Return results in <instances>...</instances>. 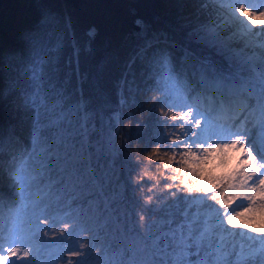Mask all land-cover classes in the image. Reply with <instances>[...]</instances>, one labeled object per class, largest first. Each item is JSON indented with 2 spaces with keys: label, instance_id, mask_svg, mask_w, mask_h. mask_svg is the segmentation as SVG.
Listing matches in <instances>:
<instances>
[{
  "label": "snow or ice",
  "instance_id": "1",
  "mask_svg": "<svg viewBox=\"0 0 264 264\" xmlns=\"http://www.w3.org/2000/svg\"><path fill=\"white\" fill-rule=\"evenodd\" d=\"M178 6L191 12L182 13L174 28L153 29L140 17L133 21L135 56L153 85L146 94L157 95L146 101L152 105L148 122L137 120L128 131L154 129L139 151L149 153L164 184L162 194L154 193L159 179L150 176L157 180L148 188L153 195L131 198L135 226L146 231L139 256L134 252L127 264H264V228L233 231L249 229L237 223L241 216L264 213V0ZM87 36L93 38L95 28ZM24 39V50L0 55V100L11 99L14 109L12 125L0 127V175L5 154L11 158L7 216L0 192V264H95L99 221L91 222V210L75 212L63 206L59 193L53 195L56 179L61 185L65 179L76 186L82 181L85 189L95 183L78 168L90 100L83 93L71 99L70 76L59 75L65 56L67 67L78 73L85 42L71 16L47 11ZM24 129L28 144L22 142ZM232 151L236 167L217 172L227 168ZM128 160L140 167L138 156ZM132 171L126 182L135 186L133 193L142 191L147 173L133 177ZM97 191L103 195L99 186Z\"/></svg>",
  "mask_w": 264,
  "mask_h": 264
},
{
  "label": "trees",
  "instance_id": "2",
  "mask_svg": "<svg viewBox=\"0 0 264 264\" xmlns=\"http://www.w3.org/2000/svg\"><path fill=\"white\" fill-rule=\"evenodd\" d=\"M190 2L191 0H0V55L24 50L25 33L36 26L41 13L46 11L71 16L77 37L85 42L78 73L73 74L67 67L65 56L60 61L59 75L65 78L64 74H69L66 90L71 99L83 93L90 100L85 150L78 168L85 180L95 183H90L85 189L82 181H78L80 186H76L65 179L61 185L59 179H56L53 188L64 201L65 208L75 212L83 210L85 213L91 210V222L95 224L99 221L97 244L100 251L94 254L99 257L95 261L98 264L111 260L127 264L132 258L135 240L141 235L134 223L136 218L130 214L131 198L153 195L148 192V188L156 184L157 180H149L148 177L155 176L159 179V186L154 189V193H163L161 170L156 163L147 160L149 153L139 151L146 147L154 129L142 127L136 134L128 131L129 127L135 126L137 120L141 125L148 122L150 113L147 109L152 105L146 101L157 95L155 92L146 94V89L153 85L146 75L144 64L135 56L138 29L133 21L140 17L150 28L171 29L178 23L182 13L191 12L189 7L178 5ZM90 28H95V36L91 39L87 36ZM67 52L70 49L66 50V54ZM2 86L0 78V87ZM11 103V99L7 102L0 100V127L5 129L13 123L14 109L10 107ZM130 115L133 117L131 120ZM21 131L22 142L28 144L30 138L27 130ZM129 135L131 138L127 141V147H122L125 137ZM151 147L154 148L155 144ZM128 148L131 149L130 152ZM106 152L111 154L110 162L105 160ZM126 156H138L140 167L137 168L135 162L125 159ZM10 163V156L5 154V170L0 175V192L5 194L4 213L8 212L7 200L11 197L8 175ZM132 169H135L131 172L133 177L141 171L147 173L143 190L135 193L132 190L135 186L126 182ZM97 186L103 195L98 194ZM126 203V210H122L120 206ZM145 215L149 213L145 212ZM136 255L138 257L139 253Z\"/></svg>",
  "mask_w": 264,
  "mask_h": 264
},
{
  "label": "rangeland",
  "instance_id": "3",
  "mask_svg": "<svg viewBox=\"0 0 264 264\" xmlns=\"http://www.w3.org/2000/svg\"><path fill=\"white\" fill-rule=\"evenodd\" d=\"M259 25H260V21L258 20L257 21V30H259ZM111 153L113 154V150L111 151ZM229 155L232 156L233 159H231V161L227 163V168H220V169L217 170V172H228L229 170H231V169H233V168L236 167L237 161H236V159L234 157L237 155V153H235L234 151H232V152L229 153ZM104 157H105V160L106 161H109L110 162L111 154L109 152H106V156H104ZM128 157L129 156H126L125 159L128 158ZM204 179H205V181H207L208 176L205 175ZM189 182H198V179H197V181H193V179L191 177H189ZM53 195L54 196L56 195V191H55L54 188H53ZM127 203H129V202H127ZM127 203L120 206L122 208V210L123 209L126 210ZM209 203H212V202L209 201ZM237 203H239V201H237ZM7 213H5V216H7ZM131 217H133V216H131ZM237 223L238 224H248L249 225V229L235 228V229H233V231H249L250 228H256V229L264 228V213H260V212L248 213L245 216H241L240 219L237 221ZM138 229L140 230V235L142 237L139 236L135 240V250H134L135 253H139L138 252V249L140 247H142V245H143V235H142V233L144 231H146V229H144V228H138ZM55 231L56 232H59L60 229L57 228ZM250 234L256 235V233H250ZM51 235L52 234L50 233V236ZM56 238L59 239L58 236ZM52 252H53V258H54L55 257V254H56L55 253V250H52ZM59 264H65V263H64L63 260H61ZM95 264H98V263L95 262Z\"/></svg>",
  "mask_w": 264,
  "mask_h": 264
}]
</instances>
